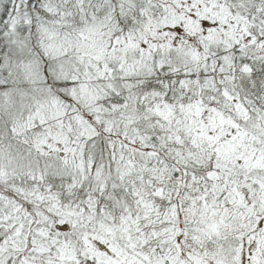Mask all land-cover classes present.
<instances>
[{
    "label": "snow or ice",
    "instance_id": "snow-or-ice-1",
    "mask_svg": "<svg viewBox=\"0 0 264 264\" xmlns=\"http://www.w3.org/2000/svg\"><path fill=\"white\" fill-rule=\"evenodd\" d=\"M0 264H264V0H0Z\"/></svg>",
    "mask_w": 264,
    "mask_h": 264
}]
</instances>
